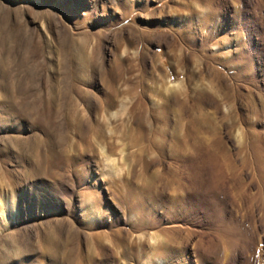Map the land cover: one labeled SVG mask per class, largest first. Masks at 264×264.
Returning a JSON list of instances; mask_svg holds the SVG:
<instances>
[{
    "label": "rangeland",
    "instance_id": "obj_1",
    "mask_svg": "<svg viewBox=\"0 0 264 264\" xmlns=\"http://www.w3.org/2000/svg\"><path fill=\"white\" fill-rule=\"evenodd\" d=\"M0 264H264V0H0Z\"/></svg>",
    "mask_w": 264,
    "mask_h": 264
},
{
    "label": "bare ground",
    "instance_id": "obj_2",
    "mask_svg": "<svg viewBox=\"0 0 264 264\" xmlns=\"http://www.w3.org/2000/svg\"><path fill=\"white\" fill-rule=\"evenodd\" d=\"M171 81V80H170ZM168 89V88H167ZM171 90V89H170ZM172 91H174V90H172ZM166 92H168V91H166ZM178 113V112H177ZM53 152V151H52ZM49 153V152H48ZM51 155V154H50ZM52 155H53V153H52ZM52 157V156H51ZM191 160V159H190ZM192 161V160H191ZM186 163V162H185ZM51 164V163H50ZM53 164V163H52ZM192 168V167H191ZM209 171V170H208ZM206 169H204L203 167L201 168V167H199L198 169H194V173H195V175L194 176H196V180H195V183L198 185V186H200V187H204V186H207L206 184L208 183V182H206L205 180L206 179H204V176L205 175H207V174H210L211 172H208ZM194 179H195V177H194ZM210 182V181H209ZM210 184V183H209ZM208 184V186H210ZM209 188V187H208ZM233 235H236V234H234L233 232H226V238H230L231 236H233ZM225 236V235H224ZM120 258L119 259H121V260H124V258L126 257L124 254L123 255H121V256H119Z\"/></svg>",
    "mask_w": 264,
    "mask_h": 264
}]
</instances>
